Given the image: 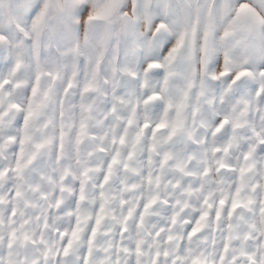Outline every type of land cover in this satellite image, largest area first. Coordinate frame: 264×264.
I'll list each match as a JSON object with an SVG mask.
<instances>
[{"label":"clouds","instance_id":"1","mask_svg":"<svg viewBox=\"0 0 264 264\" xmlns=\"http://www.w3.org/2000/svg\"><path fill=\"white\" fill-rule=\"evenodd\" d=\"M0 264H264V0H0Z\"/></svg>","mask_w":264,"mask_h":264}]
</instances>
